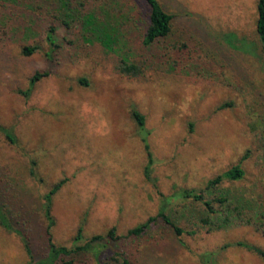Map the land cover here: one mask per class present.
Instances as JSON below:
<instances>
[{
	"label": "rangeland",
	"instance_id": "1",
	"mask_svg": "<svg viewBox=\"0 0 264 264\" xmlns=\"http://www.w3.org/2000/svg\"><path fill=\"white\" fill-rule=\"evenodd\" d=\"M48 1L0 0V125L16 136L12 143L0 131V205L29 234L36 258L48 252L44 195L62 179L52 234L56 244L71 246L80 227L85 240L112 227L127 235L157 214L163 196L204 188L246 156L245 177L222 188L261 204L249 212L251 222L208 230L196 219L207 213L202 204L173 199L174 220L194 234L178 235L160 222L141 237L106 241L101 258L117 251L131 264H264V255L234 244L264 250L259 0H160L175 16L172 33L161 42L158 67L135 77L119 73L117 63L122 55L144 63V0L88 3L90 10L113 3L128 35L123 54L84 37L76 13ZM51 25L59 44L54 51L45 39ZM27 45L39 49L25 55ZM37 72L48 74L27 97L23 91ZM133 107L151 131L154 182L144 175L147 154ZM226 243L232 245L221 249ZM206 252H214L208 263ZM28 260L21 235L0 224V264ZM72 264L97 263L86 254Z\"/></svg>",
	"mask_w": 264,
	"mask_h": 264
},
{
	"label": "trees",
	"instance_id": "2",
	"mask_svg": "<svg viewBox=\"0 0 264 264\" xmlns=\"http://www.w3.org/2000/svg\"><path fill=\"white\" fill-rule=\"evenodd\" d=\"M48 1V0H47ZM50 4L68 9L71 17L76 13L77 19L82 25L84 37L88 36L91 41L99 42L107 51L123 54V48L127 47L129 41L127 31L118 13L114 12L115 8L112 5L104 4L90 10L87 6L89 2L95 4L100 0H49ZM147 5L148 21L145 25V31L142 38V47L144 48V63L131 61L127 56L122 55V58L117 63V71L121 74L135 77L145 74L149 69L158 67L160 60L159 50L161 42L168 39L172 33L174 15L170 14L160 0H144ZM258 21L257 31L264 50V0L258 1ZM124 17L126 14H122ZM129 16V14H128ZM127 16V17H128ZM74 21L75 18H73ZM87 38V37H86ZM46 41L54 51L59 47L56 40V27L51 25L46 32ZM39 49V45L24 46L23 53L31 55ZM51 53H49L50 55ZM169 70H174V66H169ZM186 71V70H185ZM48 73L37 72L30 77L28 88L23 91L27 97L31 94L35 84L40 80V77L46 76ZM84 80V79H83ZM85 81V80H84ZM226 107L223 105L222 108ZM132 117L138 126V135L144 145V150L147 154V163L144 168L146 179L154 182L152 176L155 157L151 150L149 136L151 131L146 125V116L136 107L132 108ZM0 131L5 134L7 139L12 143L16 142V136L13 131L6 126L0 125ZM246 156L241 158V161L226 171L216 175L210 179L206 186L201 189L197 188H181L170 196L161 198V205L156 215L147 218L146 221L128 230L127 235H119L116 227L108 230L106 235L97 234L85 240L82 233L83 227H80L71 246L58 245L53 240L52 228L55 225V218L52 216L53 197L65 183V179L58 181L44 195V217L47 220L46 235L48 241V252L42 258H36L32 249L29 234L24 230L16 227L13 220L7 215V212L0 205V224L7 230L16 231L22 237L25 250L29 256V260L24 264H56L60 260L68 264H72L77 256L91 254L94 256L97 264H131L127 257H123L120 252L114 251L110 259L102 260L101 254L107 247L106 241H120L129 237H141L155 228L160 222L174 228L176 234L181 235L184 232L194 234L195 230H185L177 224L172 216V201L173 199H183L192 203H200L204 206L206 214L198 216L203 227L208 230L225 229L240 225L245 222H251L249 212H256L261 204L258 201L249 200L245 197L232 193L229 189H223L222 183L225 181L242 180L246 171L242 166V161ZM35 164V162H33ZM31 173L37 175L35 168H32ZM238 246L246 247L259 254L264 255V250L256 245L245 241H237L234 243ZM232 243H226L221 246L225 249L231 246ZM214 252H206L203 257L206 262L211 260Z\"/></svg>",
	"mask_w": 264,
	"mask_h": 264
}]
</instances>
